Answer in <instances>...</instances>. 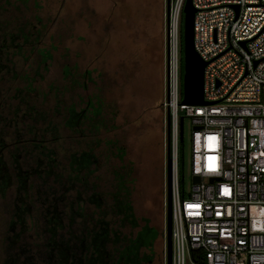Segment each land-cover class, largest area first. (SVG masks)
Here are the masks:
<instances>
[{"label": "rangeland", "instance_id": "374dc122", "mask_svg": "<svg viewBox=\"0 0 264 264\" xmlns=\"http://www.w3.org/2000/svg\"><path fill=\"white\" fill-rule=\"evenodd\" d=\"M166 2L0 0V114L6 120L0 122L9 146L5 166L12 173L9 186L0 188V264H27L28 255L33 264H56L54 249L46 245L51 237L47 229L58 209L61 224H53L54 239L66 241L70 234L79 235V219L70 224L68 217L69 210L77 208V191L85 200L92 195L102 202L83 204L90 224L101 217L121 235H134L138 227L119 225L112 210L109 192L116 191L119 176L139 223L147 218L160 230L152 264H166L171 112L166 104ZM42 49L50 51L46 60ZM69 107L82 109L76 129L65 125ZM183 137L188 187V120L183 123ZM48 150L51 156L45 155ZM81 151L93 153L92 170H83L86 181L74 179L72 189L65 191L67 175L73 174L69 154ZM57 194L62 198L55 201ZM69 228L71 233L66 231Z\"/></svg>", "mask_w": 264, "mask_h": 264}, {"label": "built area", "instance_id": "2783aa9c", "mask_svg": "<svg viewBox=\"0 0 264 264\" xmlns=\"http://www.w3.org/2000/svg\"><path fill=\"white\" fill-rule=\"evenodd\" d=\"M184 2L169 0L166 20L171 264H264V0H191L194 47L207 60L208 102L198 104L181 102ZM180 118L190 125L188 187Z\"/></svg>", "mask_w": 264, "mask_h": 264}, {"label": "trees", "instance_id": "16d2710c", "mask_svg": "<svg viewBox=\"0 0 264 264\" xmlns=\"http://www.w3.org/2000/svg\"><path fill=\"white\" fill-rule=\"evenodd\" d=\"M183 15V14H182ZM181 15V16H182ZM182 21V19H181ZM182 23V22H181ZM180 23V24H181ZM179 50H180V81L182 76V30L180 28L179 33ZM42 59L46 60V58L50 57V51L48 49H42L41 51ZM68 116L65 119V125L71 129H76V126L81 123V111L74 110L72 107L68 108ZM95 111H98V108H95ZM81 115V116H80ZM183 134L182 137L178 139V170H180L179 184L180 186L184 185V142H183ZM45 155H50L51 152H48ZM50 160L52 158L50 157ZM94 162V155L90 151H81L79 153L71 152L69 154V170L73 172V174L67 175L66 182L68 184L64 185V190L68 191L72 189L75 182L74 179L79 181H86V175L82 174L83 170L87 172H91V164ZM53 173L51 170V165H47L46 174L50 175ZM55 173V180L59 179V174ZM26 177V174L24 178ZM23 180V179H22ZM65 183V182H64ZM124 179L121 176L118 177L116 191L109 192L112 196V210L115 215L118 216V224L121 226L129 225L130 228L137 226V230L134 235L131 232L128 234L122 233L120 234V230L118 228H109L108 222L103 218H96L94 223L89 220V217L86 218L83 204L89 200L90 202H95L98 206L101 205L100 197L89 195L87 200L83 199L77 191L76 196L74 198L75 203L77 204V208H71L69 210V219L70 224L75 222L76 218L77 224L81 226L79 235L70 234L68 237L73 238L72 241L68 239L65 241L64 239L56 240L54 239L55 235V226L61 224V213L58 209H55V213L53 215V224L51 228L49 227L47 230L50 231L51 237L46 242L48 244V249H54V260L56 264H152V259L154 256L153 245L155 240L157 239L160 230L155 226L148 223V219H143V222L140 224L138 219L135 217L131 202L127 197V191L124 188ZM20 184H23L21 182ZM86 184V183H83ZM95 194V193H94ZM62 194L55 197V201L61 200ZM20 213V212H19ZM16 210V215H19ZM75 219V220H74ZM90 221H88V220ZM49 221V220H48ZM52 221V219L50 220ZM49 221V222H50ZM87 221V223H86ZM90 225V226H89ZM69 233L73 230L72 228L67 229ZM75 237V239H74ZM77 239V240H76ZM75 240V241H74ZM111 241V244H107L106 242ZM118 242L115 245L114 242ZM47 261L52 260V254L48 251ZM31 256H25V261L27 264H33Z\"/></svg>", "mask_w": 264, "mask_h": 264}, {"label": "water", "instance_id": "95a60500", "mask_svg": "<svg viewBox=\"0 0 264 264\" xmlns=\"http://www.w3.org/2000/svg\"><path fill=\"white\" fill-rule=\"evenodd\" d=\"M167 13L169 0H167ZM196 8L191 0H185L182 7V76L181 92L182 103H207L203 98V70L207 63L194 47L193 18ZM169 124V121H168ZM182 118L179 120V134L182 137ZM167 178H166V211H165V237H166V264H171V196H170V156L167 145ZM193 182L199 181V176H192Z\"/></svg>", "mask_w": 264, "mask_h": 264}, {"label": "flooded vegetation", "instance_id": "af4514ba", "mask_svg": "<svg viewBox=\"0 0 264 264\" xmlns=\"http://www.w3.org/2000/svg\"><path fill=\"white\" fill-rule=\"evenodd\" d=\"M3 116L5 115L0 114V121L2 120L3 122H5L6 120L4 119ZM3 122L2 123L0 122V188L6 186L8 187L9 186L8 184L11 183L12 180V175H11L12 173L5 166V160H6L5 156L7 154L6 148L9 146L8 144H6L7 142L3 138L4 134H6V131L4 130L3 127L5 126Z\"/></svg>", "mask_w": 264, "mask_h": 264}, {"label": "clouds", "instance_id": "9594fccd", "mask_svg": "<svg viewBox=\"0 0 264 264\" xmlns=\"http://www.w3.org/2000/svg\"><path fill=\"white\" fill-rule=\"evenodd\" d=\"M168 152H169V149H168Z\"/></svg>", "mask_w": 264, "mask_h": 264}, {"label": "bare ground", "instance_id": "6f19581e", "mask_svg": "<svg viewBox=\"0 0 264 264\" xmlns=\"http://www.w3.org/2000/svg\"><path fill=\"white\" fill-rule=\"evenodd\" d=\"M166 251V250H165Z\"/></svg>", "mask_w": 264, "mask_h": 264}]
</instances>
